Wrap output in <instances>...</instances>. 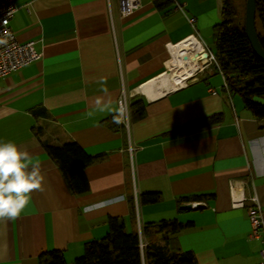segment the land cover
<instances>
[{
    "label": "crops",
    "instance_id": "1",
    "mask_svg": "<svg viewBox=\"0 0 264 264\" xmlns=\"http://www.w3.org/2000/svg\"><path fill=\"white\" fill-rule=\"evenodd\" d=\"M176 1L194 27L173 3L160 9L154 0H140L125 17L116 0H15L9 26L17 40H34L40 57L0 77V142L31 154L44 190L31 194L18 218L0 220V264H39V255L52 249L73 264L85 242L106 233L109 216L130 230L133 213L140 224L173 217L190 223L169 245L192 251L197 264L259 260L262 244L249 237L248 202L233 206L231 185L244 197L257 196L264 221V120L228 94L223 81L211 83L210 73L150 96L143 92L176 60L190 59L182 52L202 47L190 29L212 31L220 19L221 0ZM123 92L144 105L128 128L117 116ZM218 114V122L182 128ZM67 141L100 155L85 167L82 193L69 189L44 148ZM146 191H159V200L140 203ZM204 194L210 196L196 200L203 204L179 209L181 198Z\"/></svg>",
    "mask_w": 264,
    "mask_h": 264
},
{
    "label": "trees",
    "instance_id": "2",
    "mask_svg": "<svg viewBox=\"0 0 264 264\" xmlns=\"http://www.w3.org/2000/svg\"><path fill=\"white\" fill-rule=\"evenodd\" d=\"M158 8L170 5L172 0H154ZM255 28L260 45L264 49V0H255ZM214 56L224 76L228 94L240 96L243 105L257 119L264 120V62L253 52L245 35L243 24L236 19V9L231 0H221L220 19L212 26ZM130 120L144 114L142 100L133 97L129 103ZM118 116V115H117ZM220 114L187 123L182 128L193 130L208 123L218 122ZM107 120V119H106ZM47 154L55 161L73 193L88 189L85 167L100 155L87 154L75 141L61 145H44ZM209 195L185 196L181 201L202 200ZM160 198L159 191H146L139 194L140 203H155ZM131 211L134 212L133 196H129ZM179 209H181L179 207ZM133 227L127 230L122 218L109 216L107 231L100 238L84 243L83 252L73 260V264H197L190 250H181L169 245L171 235L190 223H181L176 218H163L141 224V239L132 216ZM163 241V243H160ZM39 264H66L60 250L52 249L39 255Z\"/></svg>",
    "mask_w": 264,
    "mask_h": 264
},
{
    "label": "built area",
    "instance_id": "3",
    "mask_svg": "<svg viewBox=\"0 0 264 264\" xmlns=\"http://www.w3.org/2000/svg\"><path fill=\"white\" fill-rule=\"evenodd\" d=\"M118 12L121 17L128 16L135 12L141 6L140 0H116ZM173 5L176 9H179L184 14V5L178 3L176 0H172ZM17 9V4L15 0H0V77L17 70L18 68L37 60L40 54L34 49V40L19 41L17 40L14 32L9 26L10 19L12 18L14 12ZM188 23L194 27L195 19L194 17H188L186 15ZM193 35L202 45V51L205 53V61L198 65L194 70L193 74L187 77L183 85L187 83L188 80L194 78L197 73L209 74L213 68V65L218 67V63L214 56V53L204 47L202 41L194 34ZM187 35V36H189ZM186 36V37H187ZM184 37L183 39H185ZM181 39V40H183ZM180 40V41H181ZM178 41V42H180ZM176 42V43H178ZM174 43V44H176ZM221 73V71H219ZM222 75V73H221ZM223 79V87L226 88V83ZM129 99L127 95L123 92L117 101V115L120 122L125 128H128L130 123V113H129ZM134 148L128 145V152L131 154ZM234 187V188H233ZM245 201L248 202L247 218L249 222V237L258 239L262 246L259 249V260L252 264H264V221L262 218V209L258 202L257 196L255 194L244 197L241 193L236 192L235 186L231 185V204L235 207L244 206ZM203 202L192 201V207L201 205ZM137 229L140 235V247L144 246V242L141 239L140 228L141 224L136 217Z\"/></svg>",
    "mask_w": 264,
    "mask_h": 264
},
{
    "label": "clouds",
    "instance_id": "4",
    "mask_svg": "<svg viewBox=\"0 0 264 264\" xmlns=\"http://www.w3.org/2000/svg\"><path fill=\"white\" fill-rule=\"evenodd\" d=\"M44 176L31 154L13 142H0V220L18 218L32 193L43 191Z\"/></svg>",
    "mask_w": 264,
    "mask_h": 264
},
{
    "label": "bare ground",
    "instance_id": "5",
    "mask_svg": "<svg viewBox=\"0 0 264 264\" xmlns=\"http://www.w3.org/2000/svg\"><path fill=\"white\" fill-rule=\"evenodd\" d=\"M177 44H175V46L173 47V54H175L174 51L176 49ZM182 54L184 59H190L186 60L183 63L181 61L180 63L182 64L179 63L180 65L177 64L176 60L175 64L170 69L163 72L161 75H159V77L147 82L145 84V90L143 91L145 94L150 96V94H152L157 89L159 90V88L182 86L184 80L187 77L191 76L194 70L198 67V65L205 61V53L202 51V47H200L190 55H185V53L183 52Z\"/></svg>",
    "mask_w": 264,
    "mask_h": 264
},
{
    "label": "water",
    "instance_id": "6",
    "mask_svg": "<svg viewBox=\"0 0 264 264\" xmlns=\"http://www.w3.org/2000/svg\"><path fill=\"white\" fill-rule=\"evenodd\" d=\"M243 29L255 55L264 62V49L260 45L255 28V0H245ZM185 57V56H184ZM199 205L195 206L198 207ZM181 209H190L191 203L179 206Z\"/></svg>",
    "mask_w": 264,
    "mask_h": 264
},
{
    "label": "rangeland",
    "instance_id": "7",
    "mask_svg": "<svg viewBox=\"0 0 264 264\" xmlns=\"http://www.w3.org/2000/svg\"><path fill=\"white\" fill-rule=\"evenodd\" d=\"M232 4L234 5L235 9H236V19L240 24H243V19H244V7H245V0H231ZM183 11L185 12V14L188 17H191L192 15L187 14L186 10L183 9ZM191 32H193L203 43L204 47H206V49L210 50L211 52H214V44H213V39H212V31L210 29H204L203 31H200L199 34L193 30L190 29ZM210 71H213L210 73V75L208 76V80L211 83H215V84H222V75L220 72H215L214 68H212ZM205 73V71H204ZM200 74V73H197ZM196 74V75H197ZM229 99V98H228ZM228 99H226V101L228 102ZM233 100L237 103H240V99L238 96H233Z\"/></svg>",
    "mask_w": 264,
    "mask_h": 264
}]
</instances>
